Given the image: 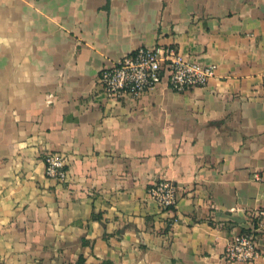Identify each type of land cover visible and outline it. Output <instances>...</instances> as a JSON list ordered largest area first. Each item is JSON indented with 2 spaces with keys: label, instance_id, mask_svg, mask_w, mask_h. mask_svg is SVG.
Here are the masks:
<instances>
[{
  "label": "crops",
  "instance_id": "obj_1",
  "mask_svg": "<svg viewBox=\"0 0 264 264\" xmlns=\"http://www.w3.org/2000/svg\"><path fill=\"white\" fill-rule=\"evenodd\" d=\"M153 46L215 74L107 96L100 71ZM263 72L264 0H0V264H245L222 253L264 208Z\"/></svg>",
  "mask_w": 264,
  "mask_h": 264
},
{
  "label": "built area",
  "instance_id": "obj_2",
  "mask_svg": "<svg viewBox=\"0 0 264 264\" xmlns=\"http://www.w3.org/2000/svg\"><path fill=\"white\" fill-rule=\"evenodd\" d=\"M215 74L214 65H203L193 58H186L173 46L138 47L123 56L110 67L103 68L98 83L107 96H139L166 81L177 92L204 87ZM264 89V72L261 76ZM47 178L59 183L67 182L70 171L65 154L48 151L43 156ZM178 187L166 179H156L147 187V194L159 209L169 210L176 206ZM256 227L231 237L223 250L222 258L227 263L241 262L254 264L262 255L255 242V229L264 227V208L250 214Z\"/></svg>",
  "mask_w": 264,
  "mask_h": 264
},
{
  "label": "trees",
  "instance_id": "obj_3",
  "mask_svg": "<svg viewBox=\"0 0 264 264\" xmlns=\"http://www.w3.org/2000/svg\"><path fill=\"white\" fill-rule=\"evenodd\" d=\"M83 262L82 258H79L76 264H81Z\"/></svg>",
  "mask_w": 264,
  "mask_h": 264
}]
</instances>
